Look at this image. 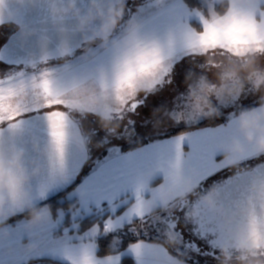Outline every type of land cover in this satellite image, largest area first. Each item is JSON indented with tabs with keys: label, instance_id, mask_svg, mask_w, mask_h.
Segmentation results:
<instances>
[{
	"label": "snow or ice",
	"instance_id": "snow-or-ice-1",
	"mask_svg": "<svg viewBox=\"0 0 264 264\" xmlns=\"http://www.w3.org/2000/svg\"><path fill=\"white\" fill-rule=\"evenodd\" d=\"M49 0H37L39 20L42 24L49 21ZM165 0H155L157 5H163ZM264 0H259L257 8L252 11L245 8L232 7L222 19L210 23L201 12H190L182 0H174L171 7L158 13L157 19L163 18L161 23L171 21L166 36L162 39L141 34L136 37L132 49H114V64L111 76L107 74L98 80V90L106 101L101 109H89L95 115L102 111L111 114L121 122L128 113H136L144 105L147 96L162 89L165 84L172 83V73L177 58L205 57L209 54L219 56L222 62L226 57H238L254 51L264 56ZM211 9V8H210ZM213 10V9H212ZM215 11V10H213ZM199 17L201 30L192 28L187 23L189 16ZM41 40H49L47 28L41 29ZM69 49L49 52L45 46L38 58L28 63L33 72L26 75L24 71L6 79H0V155L3 153L4 127L12 136L21 125L20 117L27 111L26 102L35 104L34 111L47 109L44 119L47 123L48 146L50 155L47 159L46 172L38 180L34 195L44 199L48 191L58 182L67 181L75 177L88 160L87 149L78 146V152L73 154L71 168H69L67 146L74 128V113L81 114L85 110L79 103V97L88 87L97 89L90 83L87 75L77 76L67 66L58 75L57 70L46 65L54 55H66ZM2 58V57H0ZM145 85L146 93L142 98L137 91V82ZM171 116L177 123L188 125L196 123L200 118L191 103L185 110L172 112ZM133 121L121 126L122 134L131 135L129 126ZM78 130V129H76ZM235 134V119L227 125L205 127L180 132L169 139L158 140L146 147L136 148L122 153L119 148H108L109 155L102 163L84 179L76 189L81 202L86 207L94 203L101 208L103 202L111 209V214L102 224H94L88 233L89 240L81 244L78 251L72 252L67 246L59 250L63 252L70 264H120V254L98 256L100 247L97 238L116 232L125 224L132 225L138 221L147 225L151 219L165 225L164 235L172 232L176 235L177 245L169 249L162 243L137 239L129 244L128 251L134 256L137 264H176L179 255L186 264H204L206 257L218 259V250L227 246L233 251L248 246L264 249V210L258 206L248 207L243 216L236 215L232 228L237 226L243 229V238L235 239L230 234L215 208L205 207L199 199L188 201L173 212L161 211L155 218L147 217L143 212L145 192H150L153 199H157L165 188H178L183 177H191L198 187L203 181L223 170L225 165L217 159L221 146ZM83 141V137H80ZM185 145L188 151H185ZM257 155L249 151L241 162L254 158ZM192 170L195 175L192 176ZM162 173L164 180L158 187L148 186L149 174ZM253 176H264V166H257L252 171L237 170L224 184L217 187L216 203L223 207L227 214L236 211L237 205H242L247 196V190ZM31 188V186H30ZM131 192L134 202L126 210L115 215L122 193ZM127 203V201H123ZM14 206V205H13ZM194 213V215H188ZM190 222V231L184 232L179 223V216ZM39 235L41 242L47 243L43 235L51 227V223ZM132 231H137L135 227ZM32 234V233H30ZM139 235V233H137ZM195 236V239L187 238ZM187 238V239H186ZM0 264H4L0 260Z\"/></svg>",
	"mask_w": 264,
	"mask_h": 264
},
{
	"label": "clouds",
	"instance_id": "clouds-1",
	"mask_svg": "<svg viewBox=\"0 0 264 264\" xmlns=\"http://www.w3.org/2000/svg\"><path fill=\"white\" fill-rule=\"evenodd\" d=\"M221 6V11L209 10L208 19L210 23H215L222 19L232 8H245L252 11H259L257 5L259 0H215ZM126 0L110 6L105 13L97 0H91L87 14L82 15L77 8L76 0H66L64 6H58L57 0H50L49 11L53 17L72 14L77 18L78 29L83 31L90 21L99 17L102 25L99 30L94 31L90 36L85 37L84 51L87 52L95 42L99 41L102 46H111L114 49L129 50L136 43V37L141 32V24L129 21L125 33L118 41H111L112 33L118 28L125 14ZM33 33L27 29L23 35L28 37ZM260 54L251 51L238 57H226L220 61L219 56L213 57L209 54L205 56V61L198 67L205 71H213L215 81L208 79L206 75H196L189 72L185 76V83L188 87V98L193 110L204 119L219 118L220 110L213 103L215 97L220 104H228L235 101L245 91L246 86L251 85L256 92L264 93V68L259 66ZM106 73L103 69L97 70L99 79H103ZM137 91L146 93L143 82H137ZM79 103L83 106L84 112L89 109H101L105 103L114 104L102 96L99 90L88 87L80 95ZM82 114V113H81ZM169 118L173 119L171 114ZM98 119L103 130L111 135L118 132L121 121L115 119L111 114L99 112ZM160 121H156L159 126ZM81 133L75 130L72 138L79 147L86 148L89 141H81ZM30 143L34 152L46 160L50 155L49 146L41 147L36 138H31ZM99 147V144L96 145ZM222 161L225 167L238 169L241 164V157L249 151L257 156L264 155V94L260 96L258 106L242 109L235 117V134L221 146ZM44 171L40 159H28L23 147L17 146L8 137L4 139L3 153L0 155V239L7 238L4 225L7 220L17 213L27 212L26 230L42 231L51 221V210L49 208H39L33 198L30 188L31 181L39 177ZM154 174V173H153ZM195 170H192V176ZM217 187L213 185L206 193L199 194L198 199L209 208H215L217 213L224 218L225 225L229 227L230 234L235 239L243 238L242 227L232 228L235 216L246 214L248 207L258 206L264 210V176H253L248 186L247 196L242 205L236 206V211L227 214L223 207L217 205ZM197 195V186L191 177H183L178 188H165L157 199L145 200L143 212L146 216L156 215L158 209L166 212H173L181 205L189 201L190 196ZM14 205V206H13ZM194 215V213L188 214ZM178 241L172 232L166 234L163 246L175 247ZM36 244L28 245L32 250ZM176 264H186L184 259L178 255ZM217 264H264V249H257L248 246L237 249L233 253L229 247L224 246L218 250Z\"/></svg>",
	"mask_w": 264,
	"mask_h": 264
},
{
	"label": "crops",
	"instance_id": "crops-1",
	"mask_svg": "<svg viewBox=\"0 0 264 264\" xmlns=\"http://www.w3.org/2000/svg\"><path fill=\"white\" fill-rule=\"evenodd\" d=\"M185 7L189 10V8L185 2L182 0ZM172 2H170L167 6L162 7L161 9H158L157 11H153L151 13L146 14L145 17H142L143 19L139 24H141V34H148L150 36H155L156 38H164L170 28H172L173 22L168 21L161 23V20L163 18L157 19L158 13H160L163 9H167L172 6ZM264 6V5H262ZM194 10V9H192ZM201 11V10H200ZM208 17V16H207ZM187 23L194 29L197 30L195 27V23L198 24L200 27L199 30H201V23H198L193 20H187ZM198 30V31H199ZM122 36H120L116 41H118ZM114 48L109 46H101L99 45L97 49L94 50L91 58L90 63H86L82 67L81 76L89 74L90 77H94L95 79L99 80L97 76V70L103 69L104 72L110 77L112 73V68L114 64ZM205 61V57H197L195 59H192L190 57H183L177 58V62L175 65V68L173 70L171 79V84H165L162 89H159L154 94H150L147 96V99L145 100V104H148V101L154 100L161 101L157 106H164L162 105V102L166 100L167 96H170V93L174 92L175 90L180 92L179 93V99L181 100H189L188 98V87L185 83V76L187 73L192 72L194 74L198 75H206L208 79L215 81V75L213 71H205L203 68L198 67V65H202ZM145 94L143 93V96ZM143 96H140L141 98ZM159 99V100H157ZM213 103L218 105V101L215 97L212 98ZM259 101V100H257ZM142 105V106H144ZM256 107L258 104H253ZM235 109H238V104L233 105ZM251 106V105H250ZM251 107V108H252ZM240 110H235L232 114V116H227L225 118L224 123H220L214 126L207 125V126H197L206 119L201 118L199 124H197L194 127H190L193 130L205 128V127H215L220 125H227L231 119H235V117L239 114ZM225 116V115H224ZM223 115H220L219 118H224ZM185 129L187 131L189 128H180ZM178 129V130H180ZM176 130V131H178ZM175 131V132H176ZM169 134H171L169 132ZM172 134V137L178 135ZM171 138V137H169ZM167 138V139H169ZM185 151H188V146L185 145ZM264 155L256 156L254 158L246 159L243 162H248L253 159L256 162V164H253L255 162H249L244 165L239 166V168H244V170L251 169L255 165H257V161L261 159ZM218 160H222V153L220 152L217 155ZM95 166L86 169L83 174L80 176V179H78L77 184L74 188H72L65 196L67 200L75 201L76 209L71 212L70 221L71 224L67 227H63V224L65 222V213L62 211H58L56 215H54L51 211V227L48 229L46 233L43 235L45 236L47 243L41 242L40 236L35 235V233H38L39 231H33L32 234H30L26 228L25 225L27 224V218L28 217H19L17 219H14L13 221H8L4 225V231L7 232V238L0 239V260H3L4 264H70L69 260L65 258L62 251L59 249L63 246H67L72 250L73 253L79 250L81 244L87 243L89 240L88 233L90 232L93 225L85 230L84 232H79L77 227L79 225V222L84 219L85 217L94 216L98 217L101 216L99 221L103 222L104 219H106V214H111V209L107 206V202H103L101 208H97L94 203H89L86 207L81 202L78 194L76 193V189L83 183L84 179L91 173L92 170H94L96 167H98L97 161L95 162ZM260 163V162H259ZM252 164V165H250ZM228 170L227 167H225L223 170L217 172L215 175L219 173H223L224 171ZM243 170V171H244ZM214 175V176H215ZM213 177V176H212ZM210 177V178H212ZM209 178V179H210ZM164 177L162 173L155 174H149L147 177L148 186L151 188L158 187L161 183H163ZM204 182V181H203ZM202 182V183H203ZM222 183H215V186L218 187ZM131 195V192L122 193L119 200L121 203L118 204V207L116 209L115 215H119L123 213L128 206H130L131 203L134 202V197L128 198V196ZM145 200L152 199L150 192H145ZM127 201V203H123V201ZM157 203L159 204V200H157ZM39 208H49L48 205H41ZM50 209V208H49ZM159 211V209H158ZM163 210H160V212ZM106 217V218H105ZM155 218L157 217V214L154 216H147ZM98 224V223H95ZM136 226L139 228H144L146 233H150V235L153 236L158 234L159 232H162V224L159 221L153 222L151 219L149 220V223L147 225H138L136 223ZM48 226H46L47 228ZM113 237V236H112ZM114 239V238H112ZM137 239H143L150 242H157L164 244L165 240L159 239L157 237H145L140 236L135 238ZM136 240H134L131 243H134ZM36 244V247L32 250L28 249V245L30 244ZM128 243L124 248L118 250L117 252H114L112 254H120L121 255V261L124 257H130L135 264H137L134 256L128 251ZM121 244V243H120ZM120 244L118 247H120ZM167 247V246H166ZM117 248V247H115ZM171 249V247H168ZM98 255V250H97ZM99 256V255H98ZM183 259V258H181Z\"/></svg>",
	"mask_w": 264,
	"mask_h": 264
},
{
	"label": "rangeland",
	"instance_id": "rangeland-1",
	"mask_svg": "<svg viewBox=\"0 0 264 264\" xmlns=\"http://www.w3.org/2000/svg\"><path fill=\"white\" fill-rule=\"evenodd\" d=\"M170 2L174 3V0H165L163 5H157L155 3V0H138L137 2L134 3L132 9L130 10L129 14H127L126 19L121 21L119 25V29L117 30V33L113 36H111V41L115 42L120 36H123L125 33L127 23L129 21H135L137 23H140L141 20L143 19L142 17H145L146 14L151 13L153 11H157L158 9H161L162 7L167 6ZM215 0H203L204 4V11H200L197 9L194 10H189L190 12H195L199 11L201 12L204 16L205 13L209 14L210 8L214 10V4ZM207 17V16H206ZM187 20H193L198 23H201L199 20V17L192 15L187 18ZM6 33H4L0 37V46L4 43L6 40ZM101 45L99 41L95 42L92 44L90 47H88L87 52L84 51L86 45H83V47L78 50L75 54L74 57H68L65 59V62L62 63H56L53 62L49 64L47 67L50 69L57 70L58 75L62 72V70L67 66V68L75 72V74L79 77L81 76V69L86 63H90V58L97 47ZM111 45V44H109ZM108 45V46H109ZM102 46V45H101ZM106 47V46H104ZM259 66L261 68H264V56H260L259 58ZM8 67L0 62V77L6 75ZM33 71L26 72V75H31ZM4 74V75H1ZM87 76L90 79V83L95 85L98 90V80L95 79L94 77H90L89 74ZM178 91H174L170 93V96L166 97V100L162 102V107L157 106L161 101H156L154 98L150 101H148V104H145L141 108L137 109L136 113H128L125 117V120L121 122V126L123 124H127L128 120H132L133 123L132 125L129 126L131 135L127 134H122L120 132L121 126L118 130V132L114 134H107L103 128L100 125L99 119H98V113L102 111L96 112L95 115L87 112H83L82 114H76L74 113V120H77L82 128L85 141H89L87 143V147L89 150V159L82 170L80 176L83 174V172L91 167L95 166V162L97 161V164L102 163L104 159L109 155L108 153V148L110 147H115L119 148L122 153H126L130 150H134L136 148L140 147H146L149 144L158 141V140H164L169 137H172V134L176 130L180 128H190L194 127L198 122H200L201 118H199L196 123L188 125L184 122H179L177 123L175 120L169 118V114L172 112H177V111H183L185 110L186 106L190 103L188 100H181L178 98L179 96ZM264 94L261 92H256L253 90L251 85L246 86L245 91L240 95L238 99H236L233 102H230L228 104H220L218 103L217 107L220 110V115H225L224 118H227V116H232L233 112L235 110H240L242 108L248 107L253 104H258L260 99V96ZM140 96H143V93H140ZM179 96V97H178ZM159 100V99H157ZM238 104V109H235L233 105ZM26 107L27 111L24 112V115L21 117H26L29 115H32L37 112H42V111H48L47 109H41L39 111H34L36 106L34 103H32L31 100L26 102ZM20 117V118H21ZM159 120L160 124L159 126H156V121ZM99 144V147L96 145ZM255 159L248 161V162H243L240 164L244 165L249 162H255ZM259 162H264V156L257 161ZM253 164H256L253 163ZM252 165V164H250ZM245 168V167H244ZM244 168H238V169H230L227 168L228 170L224 171L223 173H219L215 176H213L210 179L205 180L203 183H201L197 187V195L190 196L189 201H195L198 199L199 194L206 193L210 187L215 185V183H224L227 181L230 177H232L237 170H244ZM80 176L78 179H80ZM134 197L131 193L128 198ZM160 210L157 211V216L159 214ZM101 217V216H98ZM174 218V217H173ZM136 223L140 225L138 221H134L132 225L125 224L124 227L118 229L116 232L109 233L106 236H113L111 246L118 247V245L124 240V239H135L140 236H145V237H157L159 239H166V236L164 235L165 232V225L162 224V232H159L158 234L150 235V233H146L144 228H139L136 226ZM135 227L137 231H132V228ZM184 232L188 233L189 231L184 230ZM139 233V235L137 234ZM187 238L195 239V236H190ZM186 238V239H187ZM204 259V264H217V261L212 259L211 257H206Z\"/></svg>",
	"mask_w": 264,
	"mask_h": 264
},
{
	"label": "water",
	"instance_id": "water-1",
	"mask_svg": "<svg viewBox=\"0 0 264 264\" xmlns=\"http://www.w3.org/2000/svg\"><path fill=\"white\" fill-rule=\"evenodd\" d=\"M120 2L121 0H97V3L101 5V8L105 13L110 6ZM57 4L58 6L62 7L66 4V0H57ZM90 4L91 0H76L77 8L80 10L82 15L87 14L90 8ZM49 5L50 0L47 6L49 21L46 24H42L39 20L37 0H0V25L13 24L17 28L1 45L0 57L2 58H0V62L12 66L22 67L20 71L0 77V79H6L9 76H15L21 71L25 72L27 67L31 68L28 61L33 58H38L45 46L47 47L48 51L52 53H55L57 49L61 51L64 49H69V52L66 55H54L49 61H57L65 57H74L76 52L80 50L83 45H85V37H88L94 31L99 30L102 25V20L97 17L90 21L85 29L81 31L78 29V21L75 16H73L72 14H68L59 17H53L49 11ZM43 28H47V35L50 37L47 43L40 39L42 35L41 29ZM25 29L31 31L33 34L25 37L23 35V31ZM117 29L112 33V36L117 33ZM44 112L46 111L37 112L32 115L19 118L21 121V125L12 136V141L16 143L17 146L23 147L25 149L28 159H40L43 164L44 171L39 177L32 180L30 184L32 195L37 206H40L49 199L62 194L63 192L68 190L74 183H76L88 161H86L84 167L81 169L78 175H76L75 177L70 176L67 181H58L48 191L44 199L35 197L34 191L38 180L46 172L47 160L33 151L30 139L33 137L36 138L41 147L48 146L49 137L47 135V123L44 119ZM73 123L74 128H70V132L73 133V131L78 129L81 133V136L83 137V140H85L79 122L77 120H74ZM3 127L5 137H9L11 134L7 131L6 126ZM86 149L89 159L88 147H86ZM77 152L78 145L73 140V138H70L69 144L67 146L69 168H71L73 154ZM257 166H264V162H261L251 169L244 171H252ZM24 213L26 212L13 215L10 219L7 220V222L17 216L23 215Z\"/></svg>",
	"mask_w": 264,
	"mask_h": 264
},
{
	"label": "trees",
	"instance_id": "trees-1",
	"mask_svg": "<svg viewBox=\"0 0 264 264\" xmlns=\"http://www.w3.org/2000/svg\"><path fill=\"white\" fill-rule=\"evenodd\" d=\"M183 1L191 9H197V10H201V11H204V9H205L204 4H203V0H183ZM214 10L215 11H221L222 9H221V6L219 4L215 3L214 4ZM205 15L208 16L207 13H205ZM194 25L197 28V30H199L200 27L198 26V24L195 23ZM252 106H254V105H251V106H248V107H245V108H242V109L251 108ZM224 122H225V118L206 119L205 121H203L202 123H200L197 126H207V125L214 126V125H217V124H220V123H224ZM183 131H185V129H180V130H178L176 132H173L171 134H177V133H180V132H183ZM76 184H77V182L74 183L68 190H66L62 194H60V195H58V196H56V197H54L52 199H49L48 201H46L43 204H41V205H45V204L48 205L50 210L52 211V213L54 215H56V213L58 211H62V212L65 213V222L63 224V227H67V226H69L71 224V221H70L71 212L76 209V205L74 203L75 201H70V200H67L65 198L66 194L72 188H74L76 186ZM40 206H38V207H40ZM23 216L24 217H28L27 212L24 213L21 216H17L15 218H13L10 221H13L14 219H17V218L23 217ZM107 216H108V214H106V217ZM99 219H100V217H94V216L85 217L84 219H82L79 222V225L77 227L78 231L79 232H84L85 230L90 228L95 223L102 224V222L99 221ZM134 240H136V239H124L121 242L120 247H117V248L114 247L113 248L111 246L112 236L98 237L97 238V243L100 246L98 248V255L99 256H105V255L117 252L118 250L124 248L128 243H131ZM121 264H135V263L130 257H124L122 259V261H121Z\"/></svg>",
	"mask_w": 264,
	"mask_h": 264
},
{
	"label": "flooded vegetation",
	"instance_id": "flooded-vegetation-1",
	"mask_svg": "<svg viewBox=\"0 0 264 264\" xmlns=\"http://www.w3.org/2000/svg\"><path fill=\"white\" fill-rule=\"evenodd\" d=\"M137 1H138V0H126L125 14H124L123 20H124V18L126 19L127 14H129V12H130V10L132 9L134 3L137 2ZM16 29H17L16 26L13 25V24H3V25H0V37H1L4 33H6V36H7L6 39H7L8 36H9L10 34H12ZM5 41H6V40H5ZM5 41H4V42H5ZM0 47H1V46H0ZM66 58H68V57L61 58V59H59V60H57V61H54V60L48 61V63H47L46 66H48L49 64H51V63H53V62H56V63H62V64H63V62H65V59H66ZM1 63H3V62H1ZM3 64H5V63H3ZM5 65L8 67V69H7V71H6V72H7L6 75L13 74V73L18 72V71H20V70L22 69L21 66L17 67V66H12V65H8V64H5ZM29 71H33V70H32L31 68H28V67H27L25 73H26V72H29ZM1 75H4V74H1ZM6 75H4V76H6ZM1 77H3V76H1ZM195 201H196V200H195ZM192 202H194V201H192ZM177 215L179 216V223L181 224L182 229L187 230V231H190V222L187 221V220L184 218L183 214H175V215H174V218H175V216H177ZM230 250H231L233 253H235V251H233L232 249H230Z\"/></svg>",
	"mask_w": 264,
	"mask_h": 264
}]
</instances>
